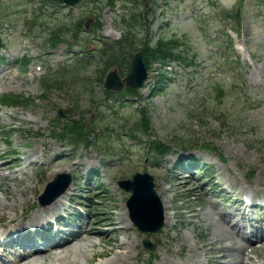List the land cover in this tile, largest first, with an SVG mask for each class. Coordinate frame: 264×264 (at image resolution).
<instances>
[{
	"label": "rangeland",
	"instance_id": "obj_1",
	"mask_svg": "<svg viewBox=\"0 0 264 264\" xmlns=\"http://www.w3.org/2000/svg\"><path fill=\"white\" fill-rule=\"evenodd\" d=\"M84 1L87 4L74 8L72 16L58 10L45 15L36 14L35 4L33 7L28 5L30 0H20L17 5L5 7L3 12L0 10L1 40L10 48L8 61L0 64V94L14 93L29 98H36L40 94V80L46 73L35 74L33 71L44 62L38 60V53L42 54L41 43L46 46V35L51 30L59 32L70 22L74 23L75 18L84 16L93 22L95 15L91 14V9L94 4ZM154 1V13L149 14L147 22L150 25L147 37L155 41L159 34H165L182 39L184 43L181 48L185 49L190 60L194 58L190 68L171 62L169 73L163 79L165 82L158 88L154 85V70H157L154 67L149 72L147 84L134 99L135 103L123 105L105 100L101 86V66L98 61L91 62L81 65L79 72L72 77L62 78V89H52L47 102L20 109L0 108V155L9 146L19 154V160H23L18 164H10L12 167L8 165L0 169V211L16 214L20 220L24 217L21 215L22 210L26 213L31 211L28 216H32L38 208L35 198L45 182L51 179L53 170L67 169L76 177L75 171L79 165L83 173L100 169V174L94 176L91 173L93 181L88 184H84L83 179L78 182V186L86 187L82 200L88 208L85 212L88 222L101 218L106 223H116L115 228L118 230L111 232L112 227L107 229L99 224L89 234L83 235L84 240L73 245L69 252L63 253L56 249L46 258H34L38 259L37 263L57 264L54 262L56 258L66 256L79 264H100L112 257L111 252L125 251V246L130 254V264H159L163 258L178 263L188 256V251L196 256L202 253L210 238L216 235L211 220L207 216L202 220L198 214L206 205L203 192L217 203L210 189H217L213 185L218 180L220 184L225 180L230 181L232 175L244 178L242 183L245 186L254 183L260 193L264 191V8L260 7L263 0H244L241 3L243 15L237 26L239 36L231 31L230 26H235L236 12L231 14L234 21L228 19L227 22L219 14L222 10L232 9L237 0ZM147 8L153 7L148 5ZM115 10L112 12L105 8L101 12L103 27L95 35L90 29L81 32L77 39H68L67 31L63 29L64 41L57 45L53 60L49 59L50 66L57 65L58 53L67 49L70 43L79 46H73V51L83 53L90 49L96 51L94 44L86 38L93 40L97 36L96 40L101 46L107 45L106 48L109 41L119 39L121 34L115 27V21L119 19L120 13ZM36 16L39 20L34 27L26 23L29 34L22 40L21 27ZM2 22L16 25L4 31ZM226 32L237 47L236 53L239 50L243 54L239 63L229 59L234 53L228 48L224 35ZM144 34L138 32L137 35L144 37ZM21 53L36 57L25 73L16 64L10 65L12 55L14 58ZM129 53L127 49L125 54ZM130 100L128 96L119 102ZM141 107L148 120L147 130L139 125L138 110ZM59 108L63 112H70L73 108L75 112L72 119L81 120L86 125L89 140H99L90 146L78 144L71 148L54 139L52 135L56 129L52 134L50 130ZM67 115L62 119H66ZM129 135L136 137L133 139ZM143 142L162 143L168 147L167 155L159 162V167L156 162L146 164L152 151L143 146ZM30 152L45 159L62 157L54 162L50 170L36 172L25 163V157ZM116 154L119 156L116 157ZM175 154L202 156L200 164L209 167L214 183L207 181L209 177L204 171L195 175L183 174V181L190 178V183L185 186L178 178L179 173L185 170L174 166ZM11 160L12 157H7L1 162L7 165ZM136 171L155 175L157 191L166 200L170 195L173 201L175 220L169 219L161 233L141 234L133 225H125L129 221L125 205L128 195L118 187L117 182L131 177ZM199 183L203 185V192L194 193V186ZM165 188L169 190L163 191ZM217 205L223 210L227 207L226 204ZM168 210L171 214L169 206ZM228 214L231 215L230 212ZM119 226L123 229H119ZM100 230L105 231L99 233ZM145 237L156 243L152 251L148 252L141 246V240ZM107 251L110 252L100 255ZM95 254L97 256L93 257ZM203 254H206L203 256L205 259L212 256L206 251Z\"/></svg>",
	"mask_w": 264,
	"mask_h": 264
},
{
	"label": "bare ground",
	"instance_id": "obj_2",
	"mask_svg": "<svg viewBox=\"0 0 264 264\" xmlns=\"http://www.w3.org/2000/svg\"><path fill=\"white\" fill-rule=\"evenodd\" d=\"M5 166L2 165L0 166V169H3ZM78 168V167H77ZM65 172L68 171L67 169H55L53 170V174L55 173H59V172ZM52 174V175H53ZM180 180H182L180 178ZM189 181L184 182V184H189ZM73 185L70 186V188L66 191V193L64 195L61 196V198H58L53 204H51L50 206L46 207L45 209H57L59 207V204L61 202V199H65L66 195L70 192L71 188ZM186 186V185H185ZM31 189H33V187H29ZM198 191H202V188L200 186H197ZM167 190V188L163 189V191ZM195 191V189L193 190ZM160 194V193H159ZM165 197L162 198L163 201V209H164V216H165V223H168V220L171 218L170 213H168L167 211V206H166V202H165ZM15 203V202H14ZM174 206H172L173 209ZM44 210V209H42ZM39 211L35 212L32 214V216H30L28 218V223H32V224H38L40 222H42L43 220H48L49 216H54L57 213L56 212H50L48 214H40ZM26 214L25 210H22V216H24ZM125 213L123 212L122 215H124ZM199 217L202 220L209 218L214 226V230L216 235H213L210 238V241L206 244V248L201 250L202 253H200L199 255H195L194 253H190L189 257H187L186 260H182L179 263H175V262H171L168 261L167 258H163L161 259L162 261L159 264H201L199 258H202L204 256V252L208 251L210 254L212 255H216V256H212V258H208L211 260V262L213 263H220V259H225L221 264H246L245 262H243V260L241 259L242 255H244V250H242L243 248H249L253 251H258V248L255 246L257 244H260L259 246H263L264 247V237H260L262 239H259L261 241H255V243H247L245 238H244V234L242 232H237L235 229V227H237L236 223L233 224V222L226 217L223 213L220 212V210L216 207V205L212 202H207L206 205H204V208L200 209L198 211ZM121 218V217H120ZM102 222L105 223L106 220L102 219ZM26 225L27 223L23 222L22 220L19 219V216L16 214H8V212L5 211H0V227H2L1 229V234L5 235L7 232H21L24 233L25 229H26ZM242 228V226H241ZM241 228L238 230L240 231ZM89 231H85L84 234H78L76 237H74L73 239L69 238L65 241L67 243L64 244H55L53 245L50 249H48L47 251H41V250H36L35 252H32L29 256H27L25 259H23L22 261H18V262H14L13 264H43V263H37L38 259H34L36 257H40V256H44V258L47 257V253H55L56 249H60L61 252L66 253L67 251L69 252L73 245H77L79 242H81L82 240H84V236L83 235H87L89 234ZM100 233V232H99ZM224 241H229L231 243H233V246L226 244ZM92 246V245H91ZM119 247H122V245H120ZM125 249V251L123 252H116V253H112L111 252V258L105 262V263H100V264H130L129 263V251L128 249H126V246L123 247ZM196 248V247H195ZM198 248V247H197ZM201 248V247H199ZM59 252V253H61ZM110 251L107 252H101L100 255H106L108 254ZM234 252V256L238 259H240L239 261L236 260L235 262H232L230 260H228V258L231 256L230 253ZM189 253V252H188ZM216 253V254H214ZM218 254V255H217ZM58 256V254H57ZM97 256L96 254L93 255ZM207 259V260H208ZM248 256H247V260H248ZM88 260V259H87ZM203 262V264H207L208 261ZM55 263L57 264H79L76 261H70L66 256H61L59 258H56L54 260Z\"/></svg>",
	"mask_w": 264,
	"mask_h": 264
},
{
	"label": "water",
	"instance_id": "obj_3",
	"mask_svg": "<svg viewBox=\"0 0 264 264\" xmlns=\"http://www.w3.org/2000/svg\"><path fill=\"white\" fill-rule=\"evenodd\" d=\"M67 3L73 4L77 0H64ZM146 77V69L144 66L142 52H137L133 56L131 70L127 77L123 80L119 78L116 71L110 72L105 82V87L114 91L120 90L125 82L133 88L140 87ZM57 185V183H59ZM69 179L65 175L57 176L52 182L48 183L44 194L39 197L41 201L53 188L54 193L46 202L51 203L60 194L64 192ZM120 185L127 191L131 192V197L128 200L130 209V217L134 224L142 231L154 232L157 231L163 224L161 203L154 191L153 178L146 174H135L131 180H124ZM43 202H40L42 205Z\"/></svg>",
	"mask_w": 264,
	"mask_h": 264
},
{
	"label": "trees",
	"instance_id": "obj_4",
	"mask_svg": "<svg viewBox=\"0 0 264 264\" xmlns=\"http://www.w3.org/2000/svg\"><path fill=\"white\" fill-rule=\"evenodd\" d=\"M98 1H101L104 4H108V5H115L117 0H98ZM128 3H129V8H128L129 10L127 11V13L125 15H127L129 13L131 21L136 22L137 21V15L140 14V12H137L138 11V4L134 5L133 3H130V2H128ZM235 12H239V9H238V11H237V9H235ZM145 13H146V11H144V14ZM123 21H124V24H123ZM121 28L123 31L124 41L122 40L123 43L121 41L120 44H118L117 46H112V53L114 52L116 54H112L110 60H107L104 63V67H106L107 65L109 66L110 63L113 62L114 60L119 59L118 53L120 52L121 49H123L125 47L129 48L130 50L134 49L135 44L133 42V38L135 37V34H136L135 25L130 23V21L128 19H126V20L122 19ZM182 43L183 42H180L177 39H172V38L167 39V38L161 37L154 45H152L151 40L150 41L148 40V41L142 42L141 46L144 49L146 62L148 64H151L152 61H159L160 63H164L165 59H168V58H177V59H180L179 61H186L187 57L185 55L184 50H181L177 53L175 52V50ZM126 90L131 94L135 93L133 90H130V89H126ZM11 102L13 104L15 103L14 100H11ZM65 131H67V133L73 132L72 141L74 143H79V141H81V142L89 144V141L86 140L85 137H84V139L82 138L83 133H84V127L79 122H73L72 126L65 127Z\"/></svg>",
	"mask_w": 264,
	"mask_h": 264
}]
</instances>
